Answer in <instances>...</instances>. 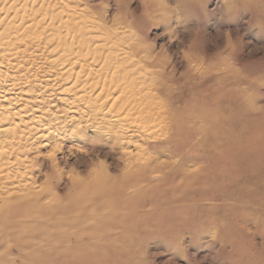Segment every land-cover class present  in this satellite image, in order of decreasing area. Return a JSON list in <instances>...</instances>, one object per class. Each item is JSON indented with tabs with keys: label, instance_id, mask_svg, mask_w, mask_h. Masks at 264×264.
<instances>
[{
	"label": "rangeland",
	"instance_id": "obj_1",
	"mask_svg": "<svg viewBox=\"0 0 264 264\" xmlns=\"http://www.w3.org/2000/svg\"><path fill=\"white\" fill-rule=\"evenodd\" d=\"M85 1L95 17L127 26L122 30L141 54H150L143 58L148 64L143 78L155 83L162 100L202 117L210 153H219L223 144L230 149L235 138L243 148L260 146L254 158L239 157L264 160V0ZM40 61L36 67L46 78L48 67ZM62 84L57 79L43 93L44 120L56 123L58 137L50 147L39 146L43 172L37 178L47 183L52 204L59 194L63 221L50 228L48 245L30 256H20L10 241L13 264H264V203L256 200L264 191V166L239 173L235 182L243 189L226 178L214 181L213 174L206 183L169 189L181 179L174 180L170 171L179 168L189 147L165 141L163 124L152 121V136L133 130L125 135L135 133L131 140L152 164L169 161L174 168L147 171L150 183L140 179L130 187L123 175L127 155L107 123L86 117L83 104L74 110L57 99ZM33 85L37 88L38 81ZM3 87L8 86L0 81V91ZM17 95L12 106L23 103L25 95ZM219 158L223 164L231 157ZM195 161L190 158L188 165ZM213 161L196 166L207 172L218 163ZM101 167L111 181L97 187ZM128 209L132 213L125 215ZM3 254L0 246V264L11 260Z\"/></svg>",
	"mask_w": 264,
	"mask_h": 264
},
{
	"label": "bare ground",
	"instance_id": "obj_2",
	"mask_svg": "<svg viewBox=\"0 0 264 264\" xmlns=\"http://www.w3.org/2000/svg\"><path fill=\"white\" fill-rule=\"evenodd\" d=\"M86 5L85 0H0V81L8 86L0 91V225L3 226L0 246L4 252L1 257L11 259L7 252L12 244H17L20 256L37 253L48 245L52 237L50 228L63 221L58 216L62 212L57 202L59 194L55 192L56 204H52L47 183H39L37 178V173L43 172L39 146L50 147L58 137L53 130L56 123L44 120L48 107L43 96L57 79L63 81L57 99L74 110L77 104H83L86 117L100 118L107 123L106 130L127 155L123 175L130 187L140 179L150 183L152 177L147 171H160L163 165L174 168L169 161L152 164L140 143L131 140L135 133L152 136L148 133V124L152 121L163 124L161 134L165 141L174 142L175 148L189 147L179 168L171 167L172 178L181 179L169 189L206 183L210 174L214 181L226 178L232 186L243 189L245 186L235 182L239 173L248 170L252 174L264 166V160L246 161L239 157L254 158L260 146L243 148L235 138L231 139L230 149L223 144L219 153L211 154L202 117L172 107L158 95L155 83L143 78L142 72L148 66L143 58L149 60L150 54H141L137 42L122 30L127 26L109 25L107 19L92 15ZM40 59L49 70L46 78L36 67L42 63ZM35 81L39 84L37 88L33 85ZM9 90L15 93L9 94ZM17 94L25 95L23 103L12 106L11 100H19ZM130 130L135 133L126 136ZM226 156L231 158L222 164L219 157L225 160ZM190 158L196 159L191 167ZM210 160L218 163L208 173L205 166V171L196 166ZM242 162L243 168H240ZM103 169L102 181L94 180L97 187L111 181ZM261 192L256 200L262 204L264 191ZM129 212L132 210L123 213ZM13 262L14 258L6 264ZM24 264L32 263L30 260Z\"/></svg>",
	"mask_w": 264,
	"mask_h": 264
}]
</instances>
